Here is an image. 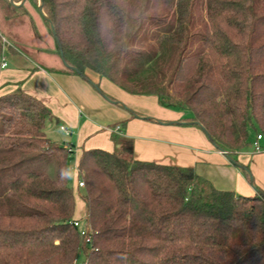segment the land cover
<instances>
[{
  "label": "trees",
  "instance_id": "1",
  "mask_svg": "<svg viewBox=\"0 0 264 264\" xmlns=\"http://www.w3.org/2000/svg\"><path fill=\"white\" fill-rule=\"evenodd\" d=\"M0 3L8 17L26 3L40 12V0ZM42 10L64 72L187 107L180 124L238 166L251 133L263 137L264 0H42ZM5 48L0 35V66ZM54 120L21 90L0 93V264H264L259 188L241 196L194 168L136 160L120 134L114 152L81 150L84 187L73 186L75 144L47 137Z\"/></svg>",
  "mask_w": 264,
  "mask_h": 264
},
{
  "label": "crops",
  "instance_id": "2",
  "mask_svg": "<svg viewBox=\"0 0 264 264\" xmlns=\"http://www.w3.org/2000/svg\"><path fill=\"white\" fill-rule=\"evenodd\" d=\"M54 70L8 65L0 72V93L21 90L41 101L55 117L46 127H65L74 139L76 156L82 149L114 152L117 147L112 134H120L132 140L136 160L194 168L217 190L241 196L256 194V187L264 192V136L259 152L249 146L236 154L238 166L199 127L180 124L184 112L161 106L155 96L131 95L105 79L89 75L98 85L96 89L79 75L61 68ZM243 166L248 167V173ZM84 208V204L79 207V217Z\"/></svg>",
  "mask_w": 264,
  "mask_h": 264
},
{
  "label": "rangeland",
  "instance_id": "3",
  "mask_svg": "<svg viewBox=\"0 0 264 264\" xmlns=\"http://www.w3.org/2000/svg\"><path fill=\"white\" fill-rule=\"evenodd\" d=\"M24 7V12H11L8 17V12L2 9L0 3V35L6 44L5 55L9 67L33 69L40 67L46 71L57 68L65 69V65L57 52L56 42L40 12L28 3ZM92 84L94 85L93 82ZM167 109L184 112L183 118L192 116V112L183 105H176L174 108ZM146 118L150 119L151 117L146 116ZM46 134L49 139L58 145L67 146L74 143V139L70 135L67 136L56 124L47 126ZM255 140L256 134L252 132L250 147L254 148L253 141ZM258 143L261 146L263 142L259 141ZM68 174L70 184L74 186L77 183L74 162L69 163Z\"/></svg>",
  "mask_w": 264,
  "mask_h": 264
},
{
  "label": "built area",
  "instance_id": "4",
  "mask_svg": "<svg viewBox=\"0 0 264 264\" xmlns=\"http://www.w3.org/2000/svg\"><path fill=\"white\" fill-rule=\"evenodd\" d=\"M1 70L5 69L8 67V61H7V58H6V55H5V52L4 54L2 55L1 57ZM60 130L63 131L67 136L71 135V133L63 126L60 127ZM117 131H119L117 129ZM262 139V136L261 135H258L256 140L253 142V147H254V150L255 152H259L260 151V146H259V141ZM69 150H71V148H69ZM77 156L75 155V149H74V164H75V172L77 174L78 172V169H77ZM77 184L80 188L84 187V182L83 181H77ZM75 227H80V224L79 223H75ZM82 235H84V232H82Z\"/></svg>",
  "mask_w": 264,
  "mask_h": 264
},
{
  "label": "water",
  "instance_id": "5",
  "mask_svg": "<svg viewBox=\"0 0 264 264\" xmlns=\"http://www.w3.org/2000/svg\"><path fill=\"white\" fill-rule=\"evenodd\" d=\"M25 1L26 0H23L20 4H15L14 2H13V0H10V2L12 3V5L13 6H15V7H20L21 5H23L24 3H25ZM39 10H40V14L42 15V17H44V18H46V16H45V14H44V12H43V10H42V0H40V8H39ZM51 30H52V33H53V35H54V37H55V32H54V28L52 27L51 28ZM56 39V38H55ZM55 41H57V40H55ZM61 60H62V62H63V64L65 65V67H67V65L64 63V61H63V57L61 56ZM107 100H109L110 102H113L112 100H110V99H107ZM221 153H223L228 159H229V161L230 162H234L233 161V159H231L227 154H226V152H224V151H222V150H219ZM250 179H251V177H250ZM257 191V190H256Z\"/></svg>",
  "mask_w": 264,
  "mask_h": 264
}]
</instances>
